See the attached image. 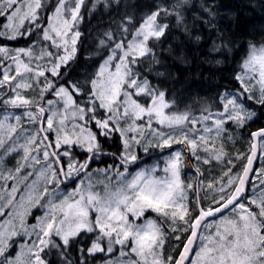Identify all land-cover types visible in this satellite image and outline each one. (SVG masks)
<instances>
[{"label":"snow or ice","instance_id":"6c2138e0","mask_svg":"<svg viewBox=\"0 0 264 264\" xmlns=\"http://www.w3.org/2000/svg\"><path fill=\"white\" fill-rule=\"evenodd\" d=\"M222 7L0 0V264H264V36Z\"/></svg>","mask_w":264,"mask_h":264},{"label":"trees","instance_id":"16d2710c","mask_svg":"<svg viewBox=\"0 0 264 264\" xmlns=\"http://www.w3.org/2000/svg\"><path fill=\"white\" fill-rule=\"evenodd\" d=\"M218 2L224 6L221 8V14L224 17L223 23L238 34L239 43H244L253 37L259 40L261 36H264V0H218ZM88 20L89 17L85 13L84 23L87 24ZM92 22L95 24V20ZM11 44L24 46L23 41L11 42ZM188 55L191 56L192 53L189 52ZM232 63L234 66L235 62L232 61ZM181 71H183L184 79L183 87L178 86L177 95L179 98L182 101H185L186 98H189L190 101L193 100V108H199V112L202 107L212 104L215 97V83L219 80V74L217 73L214 78L213 71L209 66L196 63L182 66ZM145 74L148 75L149 80L155 82L154 73H148L146 70ZM179 106L183 109L182 103ZM100 166L104 165L100 164Z\"/></svg>","mask_w":264,"mask_h":264},{"label":"rangeland","instance_id":"374dc122","mask_svg":"<svg viewBox=\"0 0 264 264\" xmlns=\"http://www.w3.org/2000/svg\"><path fill=\"white\" fill-rule=\"evenodd\" d=\"M50 2H51V0H50ZM0 21H2V18H0ZM9 46H10V47H21L22 45H12L11 42H9ZM193 104H194V103H193V100L190 101L189 98H186V100L182 102V107L184 108L185 105L190 106L191 109H192V114H193L194 116H197V117H198V116L200 115L199 108H196V107L193 108V106H194ZM154 126H155V124H154ZM241 146H245V142H244V141H241L240 143L237 144V147H241ZM174 147H175V146H174ZM140 155H141V158H142V157H144V156H146V155H148V154H144L143 152H140ZM153 158H154V155H153L152 157L148 158V160H146L145 163H142V164L139 165V166H140V167H143L144 164H151L152 161H153ZM259 164H260V161H259ZM259 164H258V167H259ZM92 167L95 168V167H97V165H93ZM99 167H103V166H100V165H99ZM201 170L204 171V168L202 167ZM132 171H135V169H132ZM186 174L193 175V176L195 175V173L190 172V171H188V170H186ZM205 174L207 175V173H205ZM216 174H217V170H216V169H213V171H212V175H216ZM32 222H34V221H32L31 218H30V219H29V223H32ZM205 234H207V233H205ZM182 239H183V237H182Z\"/></svg>","mask_w":264,"mask_h":264},{"label":"water","instance_id":"95a60500","mask_svg":"<svg viewBox=\"0 0 264 264\" xmlns=\"http://www.w3.org/2000/svg\"><path fill=\"white\" fill-rule=\"evenodd\" d=\"M153 155H154V154H152V155H149V154H148V155L142 157V160L144 161V160H146V159L152 157ZM258 164H259V160L254 161V165H253V167H254V168H255V167H258ZM188 171L195 173V168H192V169H190V170H188ZM197 243H198V241H197ZM181 250H182V249H181ZM194 250H195V245H194ZM192 255H194V251H193Z\"/></svg>","mask_w":264,"mask_h":264},{"label":"bare ground","instance_id":"6f19581e","mask_svg":"<svg viewBox=\"0 0 264 264\" xmlns=\"http://www.w3.org/2000/svg\"><path fill=\"white\" fill-rule=\"evenodd\" d=\"M233 9V8H232ZM229 13V12H228Z\"/></svg>","mask_w":264,"mask_h":264},{"label":"flooded vegetation","instance_id":"af4514ba","mask_svg":"<svg viewBox=\"0 0 264 264\" xmlns=\"http://www.w3.org/2000/svg\"><path fill=\"white\" fill-rule=\"evenodd\" d=\"M148 160V159H147ZM145 161V160H144Z\"/></svg>","mask_w":264,"mask_h":264}]
</instances>
